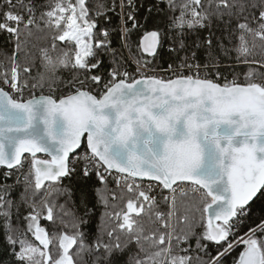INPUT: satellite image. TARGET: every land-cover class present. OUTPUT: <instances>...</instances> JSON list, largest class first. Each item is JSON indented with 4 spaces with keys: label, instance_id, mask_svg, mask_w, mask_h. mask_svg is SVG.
I'll return each instance as SVG.
<instances>
[{
    "label": "snow or ice",
    "instance_id": "1",
    "mask_svg": "<svg viewBox=\"0 0 264 264\" xmlns=\"http://www.w3.org/2000/svg\"><path fill=\"white\" fill-rule=\"evenodd\" d=\"M163 2L169 52L185 54L158 72L164 33L130 43L135 0H0L15 41L0 60L8 264H264V0ZM214 24L242 75L211 38L203 64L186 44ZM31 38L48 44L32 55ZM73 176L97 185L94 203Z\"/></svg>",
    "mask_w": 264,
    "mask_h": 264
},
{
    "label": "trees",
    "instance_id": "2",
    "mask_svg": "<svg viewBox=\"0 0 264 264\" xmlns=\"http://www.w3.org/2000/svg\"><path fill=\"white\" fill-rule=\"evenodd\" d=\"M90 2H93V0H90ZM136 4V18L139 22V24L142 27H138L137 29H134L133 32L130 35V43L133 46V49L135 48V45L139 42V40L142 38L143 34L147 31H153L158 30L162 31L164 33V37L162 39L163 48L161 49L160 56L157 61L154 63L157 65V70L161 68L167 67L169 63H177L179 61V57L183 56L185 53L181 52L179 54H171L169 52V46L172 44V40L170 39L172 33L167 27L168 24V11H167V5L163 0H135ZM151 7L152 11L149 12L147 9ZM159 9V10H158ZM128 11V9H126ZM120 21L119 18L116 16H113L112 21L110 24H103V27H107L112 31V47L116 49L121 48V40L119 36V29ZM128 27H131V22H129ZM227 33L224 29V26L222 24L217 25L214 24L210 29H203L199 30L194 33H189L185 37V42L191 49L193 44L195 42L201 43L202 47L197 50V60L203 64L206 62V48L207 45L205 44V41L209 38L212 40V51L213 53L219 57L222 65H229L231 64V68L224 69V72L226 75H229L232 72L243 74L247 68L245 65H237L234 63V53H232L233 59L226 58L223 53L220 51L219 43L222 41L225 46H230L228 44V41L226 39ZM14 39L10 37L7 33L0 32V60L5 59L6 56H11L14 48ZM48 44L47 40H38L35 38H31L27 49L32 55H37V48L46 46ZM33 45H36V47H33ZM124 55L127 56V50H124ZM24 53L21 52L18 56L19 60H23ZM105 65L106 67L109 64L108 58L105 57ZM37 68L39 69V61L37 60ZM128 69L131 70V72L135 71V65L130 64L128 65ZM42 71V69H39ZM35 69L33 71V75H35ZM62 75L67 76V73H62ZM3 169H0V174H2ZM3 177L0 175V182H2ZM94 180V178H93ZM8 183H12V179H9L7 181ZM65 185L72 188V190L76 193L77 198H79L81 192L87 195L89 202L94 203V195H93V189L97 186L93 181H86L83 178L79 176H73L71 178H67L64 181ZM114 185H110L112 187ZM259 203L255 206L256 211L259 210ZM239 249L237 250V252ZM237 253H233L232 256H230L225 264H232V257L235 256ZM10 260V257L5 249L4 245V238L2 235H0V262H3V264H8Z\"/></svg>",
    "mask_w": 264,
    "mask_h": 264
},
{
    "label": "built area",
    "instance_id": "3",
    "mask_svg": "<svg viewBox=\"0 0 264 264\" xmlns=\"http://www.w3.org/2000/svg\"><path fill=\"white\" fill-rule=\"evenodd\" d=\"M130 72H131V70L130 69H128ZM158 72L160 71V69L159 70H157Z\"/></svg>",
    "mask_w": 264,
    "mask_h": 264
}]
</instances>
